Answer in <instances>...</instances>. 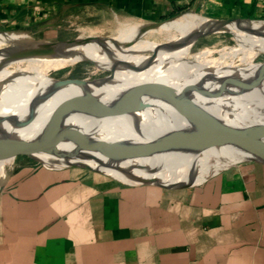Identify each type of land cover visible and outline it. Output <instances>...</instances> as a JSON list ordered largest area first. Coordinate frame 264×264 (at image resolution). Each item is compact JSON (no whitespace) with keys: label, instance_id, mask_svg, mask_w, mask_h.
Listing matches in <instances>:
<instances>
[{"label":"crops","instance_id":"crops-1","mask_svg":"<svg viewBox=\"0 0 264 264\" xmlns=\"http://www.w3.org/2000/svg\"><path fill=\"white\" fill-rule=\"evenodd\" d=\"M185 11L264 20V0H0V33L64 40L88 19ZM23 157L0 178V264H264V164L183 186Z\"/></svg>","mask_w":264,"mask_h":264},{"label":"bare ground","instance_id":"bare-ground-1","mask_svg":"<svg viewBox=\"0 0 264 264\" xmlns=\"http://www.w3.org/2000/svg\"><path fill=\"white\" fill-rule=\"evenodd\" d=\"M115 24L117 31L112 38L85 29L60 51L37 48L25 34L0 33L5 42V46L0 44V126L13 120L21 122L22 129L12 134L18 136L40 126L44 116L57 124L69 122L74 119L70 109L78 104L89 108L100 97L129 94L136 98L135 112L102 129L99 145L104 151H121L132 159L115 163L85 153L79 162L106 166L113 178L148 183H200L227 166L230 161L222 147L197 143L179 128L176 119L161 126L152 122L154 116L166 112L163 106L137 104L168 89L196 87L219 93L224 91V81L232 82L235 88L263 62L255 59L264 53V21L229 25L226 30L234 35L235 46L206 47L197 52L193 51L197 42L193 37L206 30L210 21L195 13L155 28L132 18L117 17ZM86 59L94 65V74L117 70V76L96 82L83 80L87 86L79 83L53 88L57 80L51 76L53 70L73 67ZM63 93L74 97L54 106ZM202 101L225 122L264 125V80L260 84L247 82L231 95L221 93ZM5 154L4 180L17 156L14 152Z\"/></svg>","mask_w":264,"mask_h":264},{"label":"water","instance_id":"water-1","mask_svg":"<svg viewBox=\"0 0 264 264\" xmlns=\"http://www.w3.org/2000/svg\"><path fill=\"white\" fill-rule=\"evenodd\" d=\"M208 20L210 21L209 27L195 34L194 40L227 31L226 27L229 25L264 21L243 19ZM161 24L160 22L154 23L153 26L158 27ZM33 41L37 48L60 51L66 49V43L74 42L75 40L58 43L45 40ZM84 61L91 62L88 59ZM263 80L264 61L259 64L246 80L238 83L235 88L231 84L232 82L224 81V91L219 93L205 92L196 87L168 89L162 94L137 105L154 104L163 106L166 112H161L160 117L154 116L152 119V122H156V125H165L171 119H176L180 124L179 128L189 133L197 143H203L208 147H222L224 156L229 159L230 163L220 171L242 163L264 164V131L261 130L264 128V125L225 122L210 111L208 106L202 101L204 97L211 99L212 97L220 96L221 93L231 95L239 86L247 82L256 81V83L260 84ZM82 81L76 79H57L53 88L58 89L68 84L79 83L87 86ZM72 97L74 95L71 93H63L53 102V105H59ZM135 99V96L129 94L122 96L106 95L100 97L89 108H84L80 104L72 107L70 109L72 115H74L72 121L57 124L44 116V120L40 126L32 128L18 136H12V134L22 129L23 126L21 122L13 120L7 125L0 126V155L14 152L17 157L25 156L51 169L77 166L109 175L106 171L110 170L108 167L92 162L82 163L77 159L80 156H84L85 153H89L93 157L107 158L115 163L132 159L121 151L107 152L100 149L99 133L122 116L131 115L135 112ZM153 183L178 184L183 186L199 184L182 181L163 182L158 180H154Z\"/></svg>","mask_w":264,"mask_h":264},{"label":"rangeland","instance_id":"rangeland-1","mask_svg":"<svg viewBox=\"0 0 264 264\" xmlns=\"http://www.w3.org/2000/svg\"><path fill=\"white\" fill-rule=\"evenodd\" d=\"M189 13H194V12H190V11H185L182 12L181 14L163 20L160 23H164L173 19H177L180 17H183L185 15H188ZM197 14V13H195ZM199 15V14H198ZM135 19V18H132ZM143 21V20H142ZM146 22V21H144ZM149 23V22H146ZM82 27V28H81ZM79 27L78 29L75 30H71L69 31V33L67 35H65L64 37L67 39L61 40V37L57 40H54L52 42H68V41H73L75 39H78L84 32V30H88V29H95L100 31L101 35L107 36V37H114L116 35V31H117V27L115 24V19L110 18L107 20L101 19V20H97L95 19H88L86 20V22L83 24V26ZM155 28V27H154ZM6 33H12V32H6ZM20 34V33H18ZM37 41L36 39H33ZM4 38L1 40L0 39V44L2 46L4 45ZM236 45V41L234 39V35L231 32L228 31H222V32H218L215 33L213 35L210 36H205L202 37L200 39L197 40L196 44L193 46V51H199L203 48L206 47H210L213 48L215 50L224 48V47H233ZM217 56V53L215 54ZM255 61L257 62H262L264 61V53L259 54ZM95 65H97V63H94ZM93 64L91 62H87V61H81L80 63L76 64L75 66H69L63 69H59V70H53L51 72V76L55 79H59V80H63V79H76V80H87L90 82H96L97 79L100 78H105L108 77L110 79H114L117 74L118 71L117 70H113V71H101L98 72L97 74L93 73ZM254 67V66H252ZM250 67V68H252ZM88 68V69H87ZM116 75V76H115ZM96 80V81H94ZM22 158H24L23 156H16L15 162L12 165L11 168L15 167V165H17L21 160H23ZM7 159V155L6 154H1L0 155V178L3 177V172L5 169V161ZM10 168V169H11Z\"/></svg>","mask_w":264,"mask_h":264}]
</instances>
